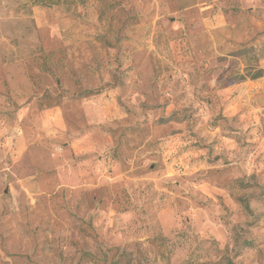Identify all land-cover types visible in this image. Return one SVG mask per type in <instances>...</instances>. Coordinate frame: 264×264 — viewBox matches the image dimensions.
<instances>
[{"label":"rangeland","instance_id":"rangeland-1","mask_svg":"<svg viewBox=\"0 0 264 264\" xmlns=\"http://www.w3.org/2000/svg\"><path fill=\"white\" fill-rule=\"evenodd\" d=\"M264 0H0V264H264Z\"/></svg>","mask_w":264,"mask_h":264},{"label":"trees","instance_id":"trees-1","mask_svg":"<svg viewBox=\"0 0 264 264\" xmlns=\"http://www.w3.org/2000/svg\"><path fill=\"white\" fill-rule=\"evenodd\" d=\"M264 74V70L263 69H258V70H256L254 73H253V75H252V78H257V77H259V76H261V75H263ZM233 264V263H232Z\"/></svg>","mask_w":264,"mask_h":264}]
</instances>
